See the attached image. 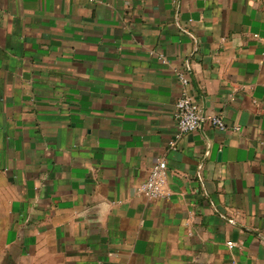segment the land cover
<instances>
[{"label": "crops", "instance_id": "crops-1", "mask_svg": "<svg viewBox=\"0 0 264 264\" xmlns=\"http://www.w3.org/2000/svg\"><path fill=\"white\" fill-rule=\"evenodd\" d=\"M0 264H264V0H0Z\"/></svg>", "mask_w": 264, "mask_h": 264}, {"label": "built area", "instance_id": "built-area-1", "mask_svg": "<svg viewBox=\"0 0 264 264\" xmlns=\"http://www.w3.org/2000/svg\"><path fill=\"white\" fill-rule=\"evenodd\" d=\"M178 76L183 85H187L190 77L182 73ZM174 118L178 133H189L202 125H207L220 130L226 128L223 117L218 114L201 113L198 103L190 95L184 94L179 97L174 104ZM173 144V143H172ZM167 166L164 160H158L150 169L145 181H143L138 191L150 199H156L167 195L165 191V172ZM233 221V220H231ZM227 245L232 247L234 243L228 241Z\"/></svg>", "mask_w": 264, "mask_h": 264}]
</instances>
